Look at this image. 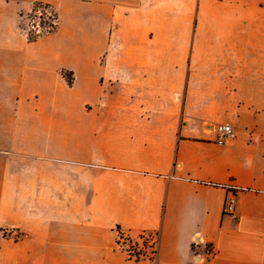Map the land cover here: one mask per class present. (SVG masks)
Wrapping results in <instances>:
<instances>
[{
    "label": "crops",
    "instance_id": "1",
    "mask_svg": "<svg viewBox=\"0 0 264 264\" xmlns=\"http://www.w3.org/2000/svg\"><path fill=\"white\" fill-rule=\"evenodd\" d=\"M0 264H264V0H0Z\"/></svg>",
    "mask_w": 264,
    "mask_h": 264
},
{
    "label": "built area",
    "instance_id": "2",
    "mask_svg": "<svg viewBox=\"0 0 264 264\" xmlns=\"http://www.w3.org/2000/svg\"><path fill=\"white\" fill-rule=\"evenodd\" d=\"M30 11L34 13V18H37L40 21L37 24L33 25L32 29L27 30L21 25V19L23 18L24 14L21 15L19 26L27 39H29L30 37L41 38L44 35L50 34V32L53 31L57 26V11L52 6L47 8L46 6H42L37 8L36 10ZM214 133L216 135L215 141L219 145L226 144L229 140L235 138L236 136L233 126L227 123L216 125L214 127ZM236 203L237 198L235 195L227 198V200L225 201L224 214L234 215L236 211ZM1 233L5 239H10L16 242L28 238V234L16 228L2 230ZM145 241L147 242V247L150 248L151 254L153 256L149 258H152L154 260L157 252L158 233L151 232L150 234H147L145 237ZM192 249L194 258L197 262H205L215 255L214 247L211 244L204 242V240L199 235L193 238ZM201 249H203L202 253Z\"/></svg>",
    "mask_w": 264,
    "mask_h": 264
},
{
    "label": "trees",
    "instance_id": "3",
    "mask_svg": "<svg viewBox=\"0 0 264 264\" xmlns=\"http://www.w3.org/2000/svg\"><path fill=\"white\" fill-rule=\"evenodd\" d=\"M42 6H46V8H47V7H50L49 4H45V3H36V4L33 6V8H32L31 10H36L37 8L42 7ZM56 17H57V19H58V24H59V17H58V14H57V13H56ZM58 24H57V26L55 27V29H54L53 31L50 32V34L53 33V32H55V31L57 30V28H58ZM42 37H43V36H42ZM38 39H39V38H36V37H30V38L28 39V41H30V42H34V41H36V40H38ZM116 230H117V234H118V236H119V239H118V245H120V244H121V241L124 239V234H125V233H128V234H127V237H128V238H127V241H129L130 243L133 244V246H130V250H126L128 256H129V259H131V260H135V261H140V260H142V259H149V260H151V261H154L152 258L147 257L146 254L144 253V250H143L145 247H147V242L145 241V237H146L147 234H150L151 232H142V233H140V234L137 235V236H138V239H139V240H142V243H143V248H140V246H139V242H137V241H133V239H131V237H130V232H126V231L123 230V228H122L121 226H119V225L116 227Z\"/></svg>",
    "mask_w": 264,
    "mask_h": 264
},
{
    "label": "rangeland",
    "instance_id": "4",
    "mask_svg": "<svg viewBox=\"0 0 264 264\" xmlns=\"http://www.w3.org/2000/svg\"><path fill=\"white\" fill-rule=\"evenodd\" d=\"M39 21H40L39 19L34 18V13H32L31 11H28V12L24 13L23 18L21 19V25L23 26V28L30 30V29H32L33 25L37 24ZM126 232H128V231H126ZM127 234L128 233L124 234V239L121 241V244L119 245V247L125 251L130 250V246H133L132 243L127 241V238H128ZM130 237H131V239H133V241L139 242L140 248H143L142 240L138 239V236L136 233H130ZM118 239H119V236H118ZM143 250H144V253L146 254L147 257H153L149 247H145Z\"/></svg>",
    "mask_w": 264,
    "mask_h": 264
}]
</instances>
